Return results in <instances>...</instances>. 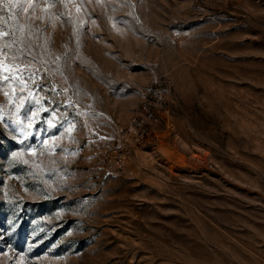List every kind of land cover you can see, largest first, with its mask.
<instances>
[{
    "label": "rangeland",
    "instance_id": "rangeland-1",
    "mask_svg": "<svg viewBox=\"0 0 264 264\" xmlns=\"http://www.w3.org/2000/svg\"><path fill=\"white\" fill-rule=\"evenodd\" d=\"M0 264H264V0H0Z\"/></svg>",
    "mask_w": 264,
    "mask_h": 264
}]
</instances>
